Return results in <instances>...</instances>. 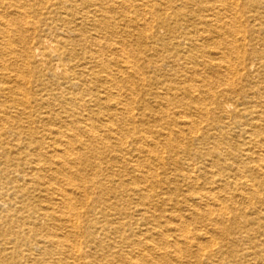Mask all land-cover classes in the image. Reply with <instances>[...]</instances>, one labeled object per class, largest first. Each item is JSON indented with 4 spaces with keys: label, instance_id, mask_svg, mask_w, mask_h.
<instances>
[{
    "label": "bare ground",
    "instance_id": "6f19581e",
    "mask_svg": "<svg viewBox=\"0 0 264 264\" xmlns=\"http://www.w3.org/2000/svg\"><path fill=\"white\" fill-rule=\"evenodd\" d=\"M0 264H264V0H0Z\"/></svg>",
    "mask_w": 264,
    "mask_h": 264
}]
</instances>
